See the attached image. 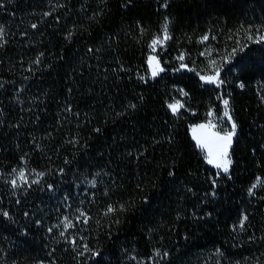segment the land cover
Wrapping results in <instances>:
<instances>
[{"label":"trees","instance_id":"trees-1","mask_svg":"<svg viewBox=\"0 0 264 264\" xmlns=\"http://www.w3.org/2000/svg\"><path fill=\"white\" fill-rule=\"evenodd\" d=\"M0 28V264H264V0H0ZM224 100L225 173L191 134Z\"/></svg>","mask_w":264,"mask_h":264},{"label":"snow or ice","instance_id":"snow-or-ice-1","mask_svg":"<svg viewBox=\"0 0 264 264\" xmlns=\"http://www.w3.org/2000/svg\"><path fill=\"white\" fill-rule=\"evenodd\" d=\"M35 27V25H33ZM3 29L0 28V35H2ZM169 39L167 35V24L164 25V37L163 40ZM261 41H264V36L259 38ZM157 43H163V41L157 37L152 41V44L155 45ZM213 63H215L213 61ZM149 64L152 66V75L156 76L160 71H163L162 68L159 67L158 62H155V58H149ZM219 72L217 71L216 75L208 76V77H201L202 79L206 80L209 83H215L218 80ZM243 87V85H241ZM229 101L224 100L225 112L224 115L231 119L228 111ZM179 107H183V105L179 104V102L175 104H170L169 108L172 109L173 112H176ZM216 125L209 121L207 124H200L193 128V135L197 141L199 147L207 150V162L209 164H214L217 168H222L224 172H228L229 166L231 165V159L229 157V149L231 148L233 136L236 133V124L235 122L231 125V131L224 132L221 134L220 132L213 131ZM20 177L23 179L24 173L23 171L20 172ZM261 181L258 178L257 184ZM13 185H15V181H12ZM256 187V185H253ZM251 194V190H250ZM109 211H112L109 208ZM83 215V214H82ZM244 219H247L245 217ZM243 226V222H241V227ZM159 255V253H157Z\"/></svg>","mask_w":264,"mask_h":264},{"label":"rangeland","instance_id":"rangeland-1","mask_svg":"<svg viewBox=\"0 0 264 264\" xmlns=\"http://www.w3.org/2000/svg\"><path fill=\"white\" fill-rule=\"evenodd\" d=\"M167 35H168V33H167ZM158 37L163 41V43H157V44H155V45L151 44V53H150V55H149V57H148V66H149V71H150V76H151V77H155V76L152 75V66L149 64V58H150V57L155 58V62H158L159 67L163 69L162 64H161V61H160L159 52H160V51H164V48H165V46H166V44H167V41H168V39H167V40H163L164 32H163L162 35H160V36H158ZM168 37H169V35H168ZM156 38H157V37H156ZM180 68H181V69H184L185 66L182 65ZM205 70H206V72H208V73L201 74V77L214 76V75H216V73H217V72H209V70H211V71L216 70L214 66H211V67H209L208 69H205ZM161 72H162V71H160L158 74H160ZM158 74H157V75H158ZM157 75H156V76H157ZM203 81H204L205 83H208V84H216V85L218 84V80H217V82H215V83H209V82H207V81L204 80V79H203ZM177 102H179V104H181V105L184 106V102H183L181 99H176V100H174L171 104H175V103H177ZM181 108H183V107H179L178 110H177L176 112H178ZM228 111H229V115H230L231 119H229L227 116L224 115V112H225V106H224V109L221 111V113H216V112H214V111H210V112L208 113V115H207V117H206L205 120H203V121H201V122H199V123L193 124V125L191 126V134H192L193 138H194V135H193V128H194L195 126H197V125H200V124H207L209 121H211L213 124L216 125V127H215V129H213V131L220 132L221 134H223L224 132H229V131H231V125H232V123L234 122V120H233V118H232V115H231V112H230V107H229V105H228ZM176 112H175V113H176ZM234 137H235V135L233 136V139H234ZM233 139H232V143H233ZM194 140L196 141L195 138H194ZM196 143H197V141H196ZM197 145H198V144H197ZM231 146H232V144H231ZM199 148H201V147H199ZM201 149L204 151L205 156H207V150H206V149H203V148H201ZM229 157H230V159H231V148L229 149ZM206 160H207V159H206ZM231 162H232V161H231ZM210 165L213 166L216 170H219L220 172H224L222 168H217L214 164H210ZM230 166H231V165H230ZM230 166H229V170H230ZM229 170H228V171H229ZM224 173H225V172H224Z\"/></svg>","mask_w":264,"mask_h":264}]
</instances>
